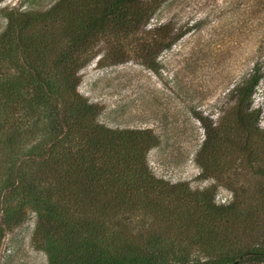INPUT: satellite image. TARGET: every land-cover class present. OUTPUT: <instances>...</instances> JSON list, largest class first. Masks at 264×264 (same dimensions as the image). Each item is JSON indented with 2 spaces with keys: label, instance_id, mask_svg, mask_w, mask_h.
I'll return each mask as SVG.
<instances>
[{
  "label": "trees",
  "instance_id": "obj_1",
  "mask_svg": "<svg viewBox=\"0 0 264 264\" xmlns=\"http://www.w3.org/2000/svg\"><path fill=\"white\" fill-rule=\"evenodd\" d=\"M167 0H53L6 12L0 33V244L35 216L32 244L48 264H264V184L244 190L221 175L232 159L254 165L264 148L252 107L259 61L228 93L229 119L195 114L204 137L195 152L204 178L191 188L151 171L159 139L149 128L110 127L79 92L80 71L130 59L152 68L187 28L151 22ZM234 167V166H233ZM218 185L232 194L217 203Z\"/></svg>",
  "mask_w": 264,
  "mask_h": 264
},
{
  "label": "rangeland",
  "instance_id": "obj_2",
  "mask_svg": "<svg viewBox=\"0 0 264 264\" xmlns=\"http://www.w3.org/2000/svg\"><path fill=\"white\" fill-rule=\"evenodd\" d=\"M53 0H0V33L6 12L39 8ZM46 3V4H47ZM171 20L187 28L170 48L161 51L149 68L130 59L115 65H98L97 56L80 71L78 90L101 107L97 120L110 127L149 128L159 139L147 154L153 174L170 183L187 182L203 188L214 182L204 178L195 160L203 128L195 114L213 122L227 119L233 100L228 90L259 61L261 79L254 88L252 107L260 108L264 127V0H167L151 22ZM221 175L225 182L244 190L243 201L259 184L258 176L243 172V158ZM254 165L264 166V148L255 153ZM234 166V167H233ZM232 197L218 185L217 203ZM25 220L8 229L0 244V264H48L46 253L31 242L35 216L26 208Z\"/></svg>",
  "mask_w": 264,
  "mask_h": 264
}]
</instances>
